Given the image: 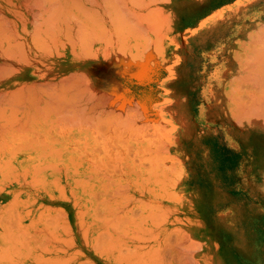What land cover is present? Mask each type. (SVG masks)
Wrapping results in <instances>:
<instances>
[{
    "label": "bare ground",
    "instance_id": "bare-ground-1",
    "mask_svg": "<svg viewBox=\"0 0 264 264\" xmlns=\"http://www.w3.org/2000/svg\"><path fill=\"white\" fill-rule=\"evenodd\" d=\"M155 1L166 0H0V174L9 178L7 186L23 188L6 191L16 194L13 208L32 182L39 186L40 196L33 200L42 201L43 209L31 222L41 225L36 231L46 237L39 238V246H24L33 261L40 258L37 264H199L190 254L198 244L174 228L171 216L172 205L179 209L182 200L168 145L160 141L170 127L158 120L164 133L158 132L151 115L126 95L111 92L108 83L125 62L138 63L163 50L159 36L151 43L148 38L150 28H168L167 20L160 25ZM187 2L176 5L183 10ZM237 48L230 52L234 67L222 72L226 79L218 103L234 123L252 127L251 135L264 146V22L253 24ZM129 150L135 159L125 157ZM62 188L81 195L71 202L80 209L71 231L61 207L50 205L68 199ZM9 205L0 209V226L8 228L2 235L18 240L9 227L32 235L17 210L16 222L10 220ZM77 237L87 240L89 261L82 260V251L70 252ZM19 247L5 250L17 255L14 260L6 253L0 257L23 262Z\"/></svg>",
    "mask_w": 264,
    "mask_h": 264
},
{
    "label": "rangeland",
    "instance_id": "rangeland-1",
    "mask_svg": "<svg viewBox=\"0 0 264 264\" xmlns=\"http://www.w3.org/2000/svg\"><path fill=\"white\" fill-rule=\"evenodd\" d=\"M185 1H188L187 3H189V5L183 10H179L177 7L178 5H176L183 2V0H166L159 4L155 1L157 7H160L161 12L159 10L157 12L155 9L154 17L156 18V14L160 12V15L157 14V16H160L157 17L160 25L163 23L162 21L167 20L166 24H168V28H165V24L162 25L164 28L161 26V28L158 26L156 28H150L148 38H151V40H149V43H151L152 36H156V39L159 36L158 38L160 39L156 41H159L158 43H160L159 45H161V48L163 47V50H154V53L156 52L154 54L155 56L153 55L154 58L152 56L148 57V59L145 57L139 59L138 63L125 62L123 66H120L122 68L117 74L113 73L109 76L108 83L110 90H112L111 92L116 93L118 96L124 94L129 100L136 101V103L146 111L145 113L151 115V121L153 119L154 123L158 122V120L160 122L164 121L163 123L166 125L161 122L164 125L162 127L164 129L170 127L169 131L163 129L169 136L165 135L167 138L162 136V139L159 138L161 142L163 140L164 144L166 143L168 145L167 151L169 153L167 152L166 155L169 156V161L172 163L174 168L173 171L177 179L176 196L178 200H182V203L178 205L180 206L179 209H175V205H172L173 211L171 212V216L174 218V228L181 229V232L184 231L188 233L191 226L186 225L187 217L206 216L208 209L201 208L202 203L224 200L222 193L219 194L217 189L220 188L219 190H222L223 188V180L227 179L223 176L226 169H248L250 162L244 161L242 157L246 153L251 154L252 150H255L259 158L258 170L264 163V146L260 140H257V138L255 139V137L251 135L256 131H254L252 127L239 125V122L234 123L235 120L228 118L226 113L221 109V105L218 103L219 95L217 94V92H220L221 82L226 79V77L223 80L221 78L224 76L222 75L224 68L234 67L233 64H231L232 56L230 52L239 50L237 46L243 44L245 35L253 24L264 22V0ZM130 38L131 36L128 37L127 45L132 43ZM157 50L158 52L160 51L161 54L160 52L158 54ZM160 122L155 124V126L157 125L155 128H157L158 132L162 131V133H164L162 127H160V129L158 127L162 125H160ZM244 143L248 144L249 148L247 145H244ZM126 151H128V149ZM126 151V158L131 159V157L134 156L135 159L132 150H129L131 154L130 157L128 156L130 154ZM129 159H126L125 162H128ZM123 168L125 172H130L128 171L130 168H126L124 165ZM240 174H242V172H240ZM128 178L132 181L130 175ZM8 179L7 177L5 178V175L2 176V174H0V188H2L0 190V209L2 210L4 207H7L5 206L6 204L9 205L12 202L11 198H13V193H17L18 189H21V191L23 190V188L18 187L17 184L7 186L9 183L7 181ZM32 179L35 178L31 176V182ZM249 180V178L243 176L238 178V181H240L238 183L239 186H241L242 189L246 188L244 191L241 188L238 189V193L235 195H237L239 199H249V193L246 191L249 190L247 186L254 183L252 182L253 179L251 181L252 183H250ZM255 180L260 187V185L263 184L264 178L257 177L254 178V181ZM32 183L31 190L34 192L30 190L27 194H22V196L18 197L21 201H19L18 198V200H15V204H17V206H14L15 209L13 206H8V208L11 207L9 209L10 213H14L15 210H17L16 213L18 217L22 216L25 218V222H23L24 224L22 223V226H27V232L32 233V235H28L27 233L22 236L25 238L27 235L28 238L34 234V237L28 238V240L30 239L29 241H24V238L18 235L21 230L16 232L17 229L14 230L13 227H9V234L16 235L20 240L23 239L24 241V244L22 243L23 246L19 247L23 241L18 244L17 241H19V238L18 240L16 239V246L19 247L16 251L20 249V252L24 251L23 253L25 255L22 254L24 257V261H22L24 263H17V261V264H35L36 258L33 261L32 257H28L29 254H25L26 250L24 246L27 245V249L29 250V248L35 247L37 244L39 246L41 238L42 241L45 240V235L40 237L42 233L36 231L41 225H32L33 222H31V220L33 221L37 218L36 216L39 215L38 211L41 212L43 209V205H41L42 201L37 202L33 200L34 195L40 196V193L38 191L39 186L33 185ZM34 183L37 184V181H34ZM217 185H220V187H217ZM8 190L13 191V193L8 195L6 192ZM61 192V195L68 199H59L50 205L55 208L61 207L60 209L66 214L64 219L67 220V223H65V220L64 223L69 225L67 228L69 227L71 231L72 224L76 221L74 218L75 214L77 215V210H80L78 204L75 203L76 198L79 199L81 195L78 194V192L71 195L69 189L63 188ZM13 195L15 196L16 194ZM53 195L59 196L60 194L55 192ZM252 196L254 197L252 198L253 200H255V197L258 201L260 199L264 200L263 192L257 191V193H253ZM73 200L75 204L71 203ZM22 202L24 206H22ZM12 203L14 204V201ZM191 206L194 207L192 208ZM136 212H140L139 209L138 211L136 210ZM10 213L8 216H10ZM17 214H11L10 218L12 215L13 217L10 220L13 219V221L16 222L18 218L16 217ZM14 215H16L15 220ZM24 216L28 217L26 218ZM62 223V221L60 223L58 222L60 225H62ZM80 224L82 225L83 221H80ZM11 225L15 227L14 223H11L10 226ZM56 226L58 233L62 234V226L61 228L58 227V225ZM83 227L84 224L80 229ZM5 228V226H0V255H8L10 251V242L7 241L9 239L7 238L6 240L4 237L8 228ZM32 228H34V230ZM30 229H32V231ZM2 230L6 231L2 233ZM82 230H84V228ZM12 231L14 232L12 233ZM81 235L80 232V236ZM10 237L11 236H9V238ZM64 237H67V235ZM80 238L77 237L75 245L70 244L71 246L73 245L71 249L70 245L68 246L69 250L72 253L82 251V260L85 259L89 261L90 252L88 245H86L87 240L82 239V241L86 243L84 244L81 242ZM39 240L40 242H38ZM25 242L28 244H25ZM11 243L14 244L12 238ZM47 244L48 243H46V245ZM6 246L7 249H4ZM68 247L66 246L67 249ZM79 247L80 250H78ZM5 250H9L7 251L8 253ZM41 252L42 251H40V253ZM70 252L68 253L70 254ZM12 253L11 251L9 254L12 255V257L10 256L11 258L17 256L13 253L14 256ZM196 253L197 251L195 250L190 254L196 256L197 260L195 261L194 259V261L200 264L201 257L200 255H196ZM18 255H21V253ZM40 256L42 257V255H39V257ZM1 257H3V259L0 260V264H10L8 260L10 257H8L7 260L5 256ZM38 259L40 258L37 257L36 260ZM16 263L13 262L12 264Z\"/></svg>",
    "mask_w": 264,
    "mask_h": 264
},
{
    "label": "crops",
    "instance_id": "crops-1",
    "mask_svg": "<svg viewBox=\"0 0 264 264\" xmlns=\"http://www.w3.org/2000/svg\"><path fill=\"white\" fill-rule=\"evenodd\" d=\"M252 152L242 157L244 161L250 162L248 169L224 171L223 176L227 179L223 180V185L220 183L222 190L217 189L224 200L204 202L201 208L208 209L206 216L186 218V225L191 226L187 236L195 243L193 245L198 244L196 255L201 257L200 264H264V200L258 201L256 197L255 200L252 199L253 193H264V181L260 187L254 181L257 177L264 178V163L258 170L259 158L255 150ZM240 176L249 178L250 183L254 182L247 186L248 200L239 199L235 195L238 189H242L238 184ZM15 245L12 244L11 247L10 241V249Z\"/></svg>",
    "mask_w": 264,
    "mask_h": 264
}]
</instances>
